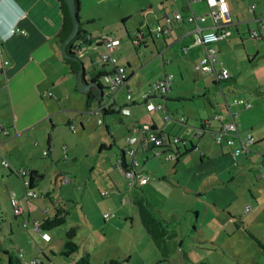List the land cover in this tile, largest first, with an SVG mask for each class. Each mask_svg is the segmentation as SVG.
Masks as SVG:
<instances>
[{
    "label": "crops",
    "instance_id": "1",
    "mask_svg": "<svg viewBox=\"0 0 264 264\" xmlns=\"http://www.w3.org/2000/svg\"><path fill=\"white\" fill-rule=\"evenodd\" d=\"M78 1L77 14L80 26L87 30L88 36L93 40L88 45L75 44L78 46L75 55L81 58L78 55L83 52L81 47L90 49L94 46V50H99V58L102 52L99 43L101 38L112 36L119 39V44L112 53L118 59V63L125 66L127 77L121 89L116 91L115 102L127 108L128 113L115 112L113 122L117 123V126L106 122L105 126L108 138H112L115 142L123 140L120 154L121 149H126L127 137L131 135L133 126L148 123L154 127V130L164 132L162 130L164 124H159L154 111L146 107L142 95L165 74H171L172 80L165 101L168 113L171 103H176L175 107L179 106L175 111L178 113L177 109H184L181 101L195 102L196 97L203 99L200 109L191 103H187L186 106L187 111L193 109L195 111L193 115L197 116L193 123L196 127L189 126L191 131L188 129L190 132L188 133L199 138L195 141L189 140V146L186 141L184 149L190 150L193 146L194 150H198L199 165L206 167V162L211 159L208 152L210 143L204 139L205 134L211 135L222 124L231 122L236 124L240 138L250 133L254 138V150L245 157L250 159L252 153L256 152L264 158V152L258 151V147H264V91L253 94L243 89L246 86L244 73L249 71L248 63L255 59L260 60L259 64L263 66L262 69L258 68V72L262 73L263 80L260 85L264 88V0H226L228 11L225 17L214 16L211 13V6L205 1L198 0H137L139 8L129 11L123 10L122 0ZM175 13H181L182 19L175 20ZM190 13L206 16V20L199 23L203 31L216 29L220 32L224 29L228 32L215 44L218 60L215 71L225 68L230 73V77L221 84L217 83L215 73H210V78L201 81L204 75L198 73L197 65L205 53V46L202 44L188 46L193 41L196 28L194 23L186 20V16ZM166 18H169L170 22ZM22 20L39 26L35 34L38 42L29 51L25 61L20 60L22 58L20 52L24 49L23 41L19 35L15 36L19 30L11 33V29H17V23ZM97 23L99 25H96ZM159 23L163 32L160 37H156V26ZM60 25L61 17L57 0H26L25 2L21 0L18 3L15 0H0V126L7 129V135L0 133V164L2 168L17 177L19 176L16 175L15 170L25 168L31 171L27 179L19 177L23 182L22 193H18L17 186L10 182L13 178L11 175L6 178V185H9V202L11 195L16 196V192L22 212L15 215L12 211L14 219L18 222H12L8 214L6 219L2 217L1 247L9 253L15 254L21 251V257L25 261L38 257L45 263L65 264L68 261L74 263L87 254L90 264H104L112 258L121 260L115 242L109 244L106 240L108 236L118 232L117 229L120 233L130 231L135 235L133 229L136 227L142 231L140 235L143 238L156 240L158 237L166 246L167 236L174 239L176 245L180 247L184 243L182 239L180 240V232L183 231L182 219L184 220L185 217L183 213V217L178 219L179 216L173 212V210L178 212L174 205L176 202H172V199H176L175 186L169 188L168 192L161 191L159 183L143 174L139 168L140 175L148 177L147 181L142 185L137 184L136 189L128 186V189L123 188L124 181L120 175L123 173L122 168L116 164L110 166L111 164H107L104 159L94 156L98 142L99 148L101 145H104L105 149L111 148L104 133H99L100 130L95 128L99 136L98 141L83 152L81 159L77 160L87 168L86 173L73 171L68 164L61 165L62 161L59 160L62 148L66 150L72 146L62 139L72 137L75 139L74 144H79L81 136L75 132L76 124L79 123L81 129L85 130L92 120L91 116H96L97 119L102 114V122L105 116L102 111L98 114L90 112L89 108L95 102L87 107V93L91 88L88 90L78 88L77 71L71 70L63 59L62 41L56 37ZM253 31L256 37L251 36ZM185 46L188 48L183 51ZM126 47H129V50L125 54L120 53V50ZM157 56L161 59H155ZM91 63L93 65V62ZM173 63L180 68L177 83H172L176 73V70L171 68ZM83 66L86 74L82 79L85 83H89L97 74L111 69V65L102 61L99 66L101 70L94 74L87 71L84 63ZM188 73L193 74L192 81L197 83L195 90L189 93L179 89L180 84H178L186 80ZM99 81L103 87L106 85L104 76H101ZM127 91L132 94L131 101L123 99ZM108 96L106 93L103 94L101 104L111 105L110 102H106ZM252 97L254 106L252 104L250 107H245L235 103L236 99L250 103ZM155 102L158 103L159 99H155ZM157 114L162 118L163 113L157 111ZM180 118L178 117V121ZM183 120L185 122L186 119ZM162 121L166 123L163 118ZM118 125H121L122 129H119ZM32 139L35 143L42 140L45 142L46 149L42 150V156H48L49 159L41 160L42 164L36 166L31 159L23 158L24 162L19 159L18 163L10 154L12 162L21 167L13 166L4 156L6 154L4 147L12 141H17L21 145ZM60 143H63L62 148ZM237 144L238 140H236ZM43 151H47V154L44 155ZM150 151L146 152L145 158ZM230 152V147L221 146L216 153L220 156ZM180 154L181 148L174 159ZM3 160L7 161L9 168L2 165ZM48 163L49 165L46 166ZM49 168H53L52 171ZM47 174L55 176V189L51 184L48 188H44L42 182ZM25 180H31L29 186L32 189H38L40 194L35 191L38 195L36 198H28L25 195L28 187ZM223 188L220 191L224 190ZM155 194L163 199L164 204L154 196ZM128 204L131 209L128 208ZM260 205H264V200ZM167 206L171 208L167 209ZM56 208L65 209V221L55 228L44 230L49 235V239L46 240L39 232L31 229V221H42L51 217ZM104 214L107 216L105 217ZM163 222L177 225L175 233L165 235L167 225L161 227ZM261 223L264 226V219ZM241 225L246 223L243 222ZM233 226L236 227L234 222ZM246 226L249 227L248 224ZM71 227L75 228V242L78 248L74 254L64 256L62 252L66 232ZM160 231L164 236L161 237ZM233 231L234 229L229 231L227 236ZM210 245L218 246L213 240L210 241ZM169 251V246H166L161 254V260L168 258L166 252ZM5 255L6 259L3 257L2 262L8 264V254Z\"/></svg>",
    "mask_w": 264,
    "mask_h": 264
},
{
    "label": "rangeland",
    "instance_id": "2",
    "mask_svg": "<svg viewBox=\"0 0 264 264\" xmlns=\"http://www.w3.org/2000/svg\"><path fill=\"white\" fill-rule=\"evenodd\" d=\"M122 1L123 10H134L140 6L137 0ZM96 25H99V23ZM81 48H83V52H79L81 55H78L84 61L83 63L86 65L87 71L93 74L96 73L101 62L98 58L99 50H94V46H91L92 49L85 48L84 46ZM127 50H129V47H126V49L122 48L120 53L125 54ZM155 59L160 60L161 57L157 56ZM259 61L255 59L248 63L249 71L245 72L244 69V78L246 79V86L243 87L244 91L253 94L264 91V88L260 85V82L263 80L262 73L258 72V68L262 69L263 66L259 64ZM91 62H93V65ZM151 65H153V62H151ZM171 68L176 70L172 83H177L180 68H178L176 63L171 64ZM198 73L204 75L201 81L210 75L209 72L202 71L199 68ZM192 78L193 74L188 73L186 80L183 83H178L180 84L179 89H184L187 93L195 90L197 83L193 82ZM105 93H107V90H105ZM123 99L131 101V99L126 98V92L124 93ZM250 99V104L254 106V98L252 97ZM202 100V98L196 97L195 102L181 101L180 103L184 104V109H177L178 113L175 111L179 106L175 107L176 103H171V106H169L171 119L166 121V123L162 121L161 116H158L156 110H153L154 115L158 117L159 124H164L162 126L164 132L182 138L185 142L187 141V145L189 146V140L193 141L192 139H194L195 141L199 137L193 136L192 134H190L191 136L189 135L190 132L188 129L191 131V127L189 126L196 127L193 123L196 121L197 116L193 115L195 112L193 109L187 111L186 106L187 103H191L200 109L202 107ZM154 103H156L155 99ZM91 117L92 120L85 130L81 129L79 123L76 124L75 132L81 136L79 144H74L75 139L72 137H64L62 140L70 143L72 146L63 150V143H60L62 151L59 161H62L60 162L61 165L68 164L73 171L77 170L79 173H86L87 168L82 166L80 161L77 160L81 159L84 155L83 152L98 141L99 136L95 128L101 131L99 133H104L106 136V123L117 126V123L113 122V114L106 115L105 120L103 118L104 121L101 124L97 123L96 116ZM99 117L102 118V114ZM178 117L186 119L185 122H183L184 120L178 121ZM118 126L121 127L119 129H122L121 125ZM67 131L71 132L70 130ZM205 135L204 139L210 143L208 152L211 155V159L206 162V167L199 165L198 150L192 149L184 153L185 149L181 142L179 143L181 154L177 159L167 160L164 157L155 156L152 151L147 155V158L141 153L135 156L140 165L139 168L143 171L142 173L150 179L157 181L161 191L168 192L169 188L175 186L177 190H175L176 199H172V202H176L174 205L178 209V212L174 210L173 212L179 216L178 219L182 218L184 213L185 218L184 220L182 219V223L184 222L183 231L180 232V240L182 239L181 241H184V243L178 247L174 239L166 236V246H169L170 251L166 252L168 258L161 260V254L166 246L161 243L158 237H156V240L150 239L149 237L143 238L140 235L142 231L137 229V227L133 229L135 235L130 231L120 233V230L117 229L118 232H114L106 240L109 241V244L115 242L116 249H118L117 252L121 254L120 258L123 264H264V258L260 255L256 243L247 235L242 227L237 229L233 226V222L239 226L244 222L246 225L248 224L252 231L257 235H261V238L264 239V236H262L264 234V226L261 223L264 219V205H260V202L264 200V158L256 152L252 153L250 159L245 157L250 152L241 153L235 159L228 153L220 154L219 156L216 153L217 150H220L219 144L209 133ZM246 136L247 134L243 137L245 138ZM106 141L111 145V148L100 151L98 142L94 156L98 159H104L107 164L114 166L117 158L120 157V148L123 145V140L115 142L112 138L106 136ZM223 146L228 147L226 145ZM235 146L236 144L233 145V147ZM44 149H46V145L43 140L35 143L34 139H32L21 143V145L17 141H12V143L4 147L6 153L4 156L10 160L13 166L21 167L12 162V158L9 157L10 154L14 161H18V163L19 159L23 161V158H25L31 159L36 166H39L42 164L41 160L49 159L48 156H42V150ZM258 149L260 153L264 152V147H258ZM253 150L254 145L251 147V151ZM255 150L257 149L255 148ZM175 152L177 153V151ZM126 157L128 158V156ZM48 165L49 163L46 164V166ZM49 169L52 171L53 168ZM8 175L13 177L10 182L17 186L18 193L23 192V182L21 179L11 174L7 169L2 168L0 164V211L2 212L3 219H6L8 214V216H11L12 222H18V220L14 219L12 206L8 198L9 185H6ZM120 175L124 181L123 188L135 187L134 189H136L137 185L130 187L128 185V179L124 174L120 173ZM54 177L49 174L46 175V178L42 182L44 188H48L51 184L55 189ZM222 188L224 190L220 191ZM33 191L40 194L37 188L33 189ZM15 194L19 198L16 192ZM154 196L164 204L163 199L159 195L155 194ZM129 202H131V199H129ZM127 206L131 209L130 204ZM170 208L167 206V209ZM193 224H195V229H193ZM138 225H140L139 222ZM162 225H167L164 231L165 235L175 233L177 225L174 226L169 222H163L161 223V227ZM232 227L234 229L233 233L227 236L228 232L233 230ZM180 229L181 226L178 227V232ZM160 233L161 237L164 236L161 231ZM211 240L216 242L218 246L211 247ZM181 241L179 242L180 244ZM0 264L5 263L0 262Z\"/></svg>",
    "mask_w": 264,
    "mask_h": 264
},
{
    "label": "built area",
    "instance_id": "3",
    "mask_svg": "<svg viewBox=\"0 0 264 264\" xmlns=\"http://www.w3.org/2000/svg\"><path fill=\"white\" fill-rule=\"evenodd\" d=\"M198 1H205L211 6V13L214 16H226V12L228 11L227 2L226 0H198ZM175 19L181 20L182 16L180 13H175ZM169 21L168 19H166ZM186 20L188 22L194 23L196 25L195 34L193 41L188 45H204L205 46V53L200 58L197 67L202 71L215 73L216 81L218 84L226 81L230 77V73L227 69L223 68L218 72L215 71V66L218 63L217 60V48L215 47L216 42L222 37L228 34L224 29L221 31H217L216 29H211L210 31H203V29L199 26L200 22H204L206 20L205 15H196L194 13H190L186 16ZM229 21V20H228ZM16 28L11 29V33H13ZM161 32H163V28L161 26H156V34L160 36ZM252 37H256L255 31L251 33ZM102 45V52H100L99 59L104 62L105 64L111 65V69L103 72V76L105 79L106 85L105 90H107L106 95L107 103L110 102L111 105H104L98 104L96 101L94 105L91 106L90 112L98 114L102 111V108L111 106L112 111L119 114H126L128 113V109L121 107L115 102V94L116 91L121 89L123 83L126 80L127 72L124 65L118 63V59L113 56L112 52L115 47L119 44V39L114 38L112 36L103 37L100 39ZM137 42V41H136ZM188 46L183 47V51H186ZM172 80L171 74H165L162 78L156 81L149 89H147L142 97L146 104V107L149 110H156L159 112H163L162 115L163 120L167 121L170 119V115L166 109V97L167 91L169 88V83ZM105 92V91H104ZM132 94L130 91L126 92V98L131 99ZM154 99H159L158 103H154ZM235 103L242 104L245 107H250V103H245L243 99H236ZM219 118V117H217ZM180 120L182 121L183 118L181 117ZM98 123H102V118H97ZM152 125L148 123L138 124L131 128V135L127 137V145L126 149H124L123 158L119 157L117 159L116 165L122 168V172L124 176L128 179L129 185H142L144 184L148 177L141 176L139 172V163L136 160L135 156L139 153H145L149 150H153L154 155L157 156H165V159H174L175 154L174 152L158 149V147L168 145L169 139H167L164 135H160L155 130L151 129ZM71 128L73 126H70ZM0 133L7 135V129L0 126ZM212 136L215 138L217 143H226L229 147H232L236 140H238V146L232 150L233 159L236 156L240 155L241 153H248L251 151L252 145H254V138L252 134H247V136L243 139L240 138V134L238 132L237 126L234 122L228 124H222V126L212 132ZM179 137H175L170 139V142L179 143ZM43 154L46 155L47 151H43ZM128 156V158L126 157ZM2 165L6 168L9 167L7 161L3 160ZM16 175L23 179H27V177L31 175L28 169H18L15 170ZM25 184L28 185L25 195L28 198H36L38 195L33 189L29 186L30 181L25 180ZM10 204L12 206L13 213L18 215L22 212L21 205L19 203V199L12 194L10 197ZM248 209V208H247ZM246 209V210H247ZM106 217L107 214H104ZM26 222H24V225ZM31 229L39 232L40 235L45 238L46 240L49 239V235L40 227V223L38 220L31 221ZM22 256V253L20 254ZM24 264H53L52 262L45 263L41 258H34L28 261L24 260ZM65 264H74L73 262H66Z\"/></svg>",
    "mask_w": 264,
    "mask_h": 264
},
{
    "label": "trees",
    "instance_id": "4",
    "mask_svg": "<svg viewBox=\"0 0 264 264\" xmlns=\"http://www.w3.org/2000/svg\"><path fill=\"white\" fill-rule=\"evenodd\" d=\"M15 1L17 3L18 2H21V0H15ZM25 1L26 0H23V2H25ZM57 2H58V11H59V15L61 17V25H62V1L61 0H57ZM78 6H79V1L77 0V10H78ZM180 15H181V13H180ZM166 19H168L169 20L168 22H170V19L169 18H166ZM174 19H175V15H174ZM143 22H145V21H143ZM17 24H18V27H17L15 33L17 32V30H19V31L15 34V36L16 35H19L20 39L23 41V48H24L22 50V52H20V55L22 57V58H20V60L25 61L26 58H27V56H28L29 51L33 48L34 44H37V42H38L37 39H35L36 38L35 34L39 30V26L36 23H31V22H28V21L26 22V21H23V20L21 22L17 23ZM61 25H60V27H61ZM157 26H161V24L159 23V24H157ZM58 29H57V31H58ZM77 32L79 33V35H75V37L73 38V40L70 43V51H71L72 55H75L76 54V50L78 49V46H76L75 44L78 43L80 45H88L93 40L90 36H88L87 30H84L83 28H81L80 25H79V28H78ZM13 37H14V35H13ZM56 37L59 40H61L60 39V35L57 34V32H56ZM156 37H160V36H158L156 34ZM38 40L40 41V38H38ZM99 43H101V42H99ZM63 59L68 64V61L65 58H63ZM80 59L82 61V58H80ZM100 68H98L97 71L101 70ZM73 71L76 72L77 70H73ZM103 74L104 73L97 74V76H95V78H93V80L94 79L99 80V78L101 76H103ZM94 101L97 102L96 91H95L94 88H91L88 91V93H87V107H89L90 104L92 102H94ZM102 113H103V116L114 114V112L112 111L111 106L102 108ZM151 127H152L151 129L154 130V127L153 126H151ZM156 132H158L160 135H164L167 139H169L168 140L169 141V144L168 145H164V146L158 147V149H161L162 148L161 150L167 151V149L169 148V151L174 152V154L176 156V152L175 151H177V153H178L179 152V149L181 148L179 146V143L180 142L183 144V147L185 148V145L184 144L186 142L182 138L179 139V143H173V142H170V139L175 138L176 136H173V135H170L168 133L161 132V131H156ZM234 144H236V141H235ZM223 145H226V146L229 147V145L226 144V143H222V144L220 143L219 144L220 147L223 146ZM178 146L180 147L179 149L177 148ZM237 146H238V144L235 147H237ZM235 147H233V146L230 147L231 148L230 155L232 156V158H233L232 150ZM103 149H105L104 148V145H101L100 148H99V150H103ZM192 149H193V146H192ZM192 149H190V150H192ZM190 150L185 149L184 153H186V152H188ZM151 151L153 152L154 149L151 150ZM123 153H124V149H121V154H120V157L121 158H123V155H124ZM142 154L145 155L146 152L145 153H142ZM160 157H164L165 158V156H160ZM30 173H31V171H30ZM30 183H31V180H30ZM128 185H129V183H128ZM129 186L131 187V186H136V185H129ZM65 212L66 211L63 208H56L54 210V213L52 214L51 217H49L47 219H44L42 221H39L41 229H43V230L48 229L49 230V229L55 228V227L63 224L64 221H65V214H66ZM1 219H2V212L0 211V224L2 223V220ZM236 227H239V225L236 224ZM240 227H242L243 230L247 233V235L256 243L257 247L259 248V252H260L261 256H263V258H264V239H262L261 237H259V235H257L254 231H252L246 225H241ZM77 248H78L77 247V243L75 242V228L74 227H71L66 232V241L64 243V250H63L62 254L64 256H70V255L74 254L77 251ZM5 254H8V256H7L8 257L7 258V261H9L8 264H24V260L20 256L21 251H17L14 254V253H9V252L3 250V248L1 247V239H0V262L3 261L2 260L3 257L6 259V255ZM74 264H90L89 259H88V255L87 254L83 255L79 260L75 261ZM104 264H123V261L122 260H119L117 258H112V259H109Z\"/></svg>",
    "mask_w": 264,
    "mask_h": 264
},
{
    "label": "water",
    "instance_id": "5",
    "mask_svg": "<svg viewBox=\"0 0 264 264\" xmlns=\"http://www.w3.org/2000/svg\"><path fill=\"white\" fill-rule=\"evenodd\" d=\"M62 1V25L58 29L57 34L62 40L61 52L63 57L68 61L71 70H77V86L79 89L94 88L96 91L97 103L100 104L105 87L99 80L92 79L89 83H85L82 78H85V69L83 62L77 55H72L70 51V43L79 35L77 32L80 20L77 14V0H61Z\"/></svg>",
    "mask_w": 264,
    "mask_h": 264
},
{
    "label": "clouds",
    "instance_id": "6",
    "mask_svg": "<svg viewBox=\"0 0 264 264\" xmlns=\"http://www.w3.org/2000/svg\"><path fill=\"white\" fill-rule=\"evenodd\" d=\"M105 92H103V94H104Z\"/></svg>",
    "mask_w": 264,
    "mask_h": 264
}]
</instances>
